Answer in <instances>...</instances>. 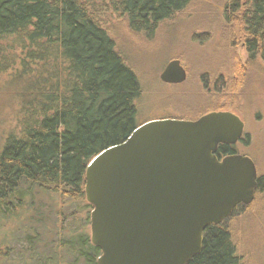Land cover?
<instances>
[{
  "label": "trees",
  "instance_id": "obj_1",
  "mask_svg": "<svg viewBox=\"0 0 264 264\" xmlns=\"http://www.w3.org/2000/svg\"><path fill=\"white\" fill-rule=\"evenodd\" d=\"M193 1L0 0V71L12 68V80L24 88L16 93L17 123L0 147V229L8 226L0 259L17 254L23 264H98L102 250L88 231L87 167L136 129L143 93L114 29L124 24L148 36ZM222 2L225 22L248 59L264 61V0ZM221 149L233 152L228 145ZM36 188L60 195L65 206L85 202L83 210L61 212L51 240L40 227L47 219L26 207ZM250 204L209 225L200 252L187 264H246L228 223Z\"/></svg>",
  "mask_w": 264,
  "mask_h": 264
},
{
  "label": "water",
  "instance_id": "obj_2",
  "mask_svg": "<svg viewBox=\"0 0 264 264\" xmlns=\"http://www.w3.org/2000/svg\"><path fill=\"white\" fill-rule=\"evenodd\" d=\"M161 79H186L180 58L168 62ZM244 125L231 110L197 120L152 119L95 155L86 196L93 205L91 239L102 250L98 264H187L200 252L209 225L253 202L254 159L217 155L221 143L243 136Z\"/></svg>",
  "mask_w": 264,
  "mask_h": 264
},
{
  "label": "rangeland",
  "instance_id": "obj_3",
  "mask_svg": "<svg viewBox=\"0 0 264 264\" xmlns=\"http://www.w3.org/2000/svg\"><path fill=\"white\" fill-rule=\"evenodd\" d=\"M222 1L194 0L148 36L133 32L124 24L116 27L114 34L119 48L142 82L138 124L157 115L183 112L182 104L187 98L190 81L195 80L196 84L201 77L206 110L229 109L245 120L249 142H238L235 147L254 159L264 178V61L248 59L245 46L236 41L232 27L225 22ZM174 58L189 65V82L173 86L161 80L159 74ZM12 72V68L0 71V147L6 133L17 123L20 101L16 93L24 89L12 80ZM215 88L217 92H212ZM33 193L27 195L26 207L30 214L41 213L47 219V225L40 227L48 232L50 240L56 236L55 224H61L57 221L61 212L85 209V202L73 201L65 206L60 195L37 188ZM64 223L68 225L71 221ZM228 224L234 231L245 263L264 264V186L255 200L232 216ZM4 228L0 229V239L5 237ZM88 231L91 234V224ZM50 247L47 243L45 250ZM2 249L5 250L6 245H0ZM14 256L0 259V264H23L20 255Z\"/></svg>",
  "mask_w": 264,
  "mask_h": 264
},
{
  "label": "flooded vegetation",
  "instance_id": "obj_4",
  "mask_svg": "<svg viewBox=\"0 0 264 264\" xmlns=\"http://www.w3.org/2000/svg\"><path fill=\"white\" fill-rule=\"evenodd\" d=\"M181 64L183 65V67L186 70V79L184 81H182V82H167V81H164L162 79L161 80L164 83L171 84L173 86L180 85V84H184V83L189 82L190 81V78H191V76H190L191 70L189 68V65H187L186 63H183L182 60H181ZM166 65H165V67H166ZM165 67H164V69H165ZM163 70H162V72H163ZM161 73L159 74L160 78H161ZM200 78L201 77H199V80H197V82L199 83V85H198L197 82H195L196 84H194V81L195 80L193 82L190 81V84H189L190 86L188 87V90L186 91L187 98L184 101V103L182 104V110H183V112L174 113V114L173 113H169V114L157 115V116H154V117H151V118L147 119L146 121H149V120H152V119H164V118H176V119H185V120H197L201 116H203V115H205V114H207L209 112H212V111L229 110V109H222V108L221 109L220 108L219 109H209V110H206L205 109V104H206L205 88H204L202 82L200 81ZM211 91L212 92H214V91L217 92V89L215 88L214 90L212 89ZM172 99L175 100V97L172 98ZM242 120L244 121V124H245V120L243 118H242ZM146 121H144V122H146ZM241 141L249 142L248 139H246V129H245V125H244V134H243V136L236 143H221L219 145V148H218V151H217V155L219 157H223V156H225L227 154H231V153H240L236 149L235 145L238 142H241ZM224 145H228L229 148L231 149V151H233V152H231V153L230 152H225V150L221 149ZM259 175L260 174L258 172V181H259ZM256 195H257V193H256Z\"/></svg>",
  "mask_w": 264,
  "mask_h": 264
}]
</instances>
